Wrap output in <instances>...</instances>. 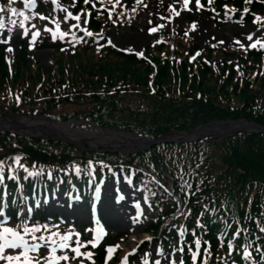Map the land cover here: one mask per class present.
<instances>
[{
    "label": "trees",
    "instance_id": "1",
    "mask_svg": "<svg viewBox=\"0 0 264 264\" xmlns=\"http://www.w3.org/2000/svg\"><path fill=\"white\" fill-rule=\"evenodd\" d=\"M63 2L72 6L74 16L87 22L86 31L92 36L86 31H71L74 21L67 20L52 3L42 2L32 10L17 0L12 7L28 20L11 16L7 10L0 13L10 26L30 27L38 16L55 18L62 25L58 38L34 42L33 52L51 50L52 59L60 62L50 72L30 67L29 49H22L12 63V55L6 47H0V116L13 112L44 114L58 120L81 118L148 138L171 136L217 120L248 118L264 125V110L257 106L264 97V49L229 47L221 51L213 44L201 49L183 34L172 33L147 46L144 57L139 59L107 45V39L100 34L112 28L136 31L132 21L141 18L142 6L128 10L117 0H101L95 5L85 4L84 0ZM202 3L210 11L217 10L223 21L264 25V0H216L213 6L206 0ZM0 5L6 6L7 0H0ZM67 47L70 53L65 61L62 50ZM49 76L51 85L45 81ZM16 157L26 164L28 172L41 171L38 176H28L21 168L29 200L42 195L48 181L56 185L62 180L68 187L73 183L82 187L92 173L102 176L119 170L141 180L148 202L158 212L157 223L148 229L153 235L179 209L177 200L166 191L168 181L159 170L163 166L174 179L175 195L183 202L182 211L164 233L179 244L186 264H192L188 254L197 246L196 239L201 241L197 264H204L205 259L206 264H264L261 135L238 134L223 142L204 138L160 144L139 156L124 157L82 152L65 143L0 132V162L5 168L0 187H10V202L14 197L11 186L16 181L11 179L10 183L9 176L17 172ZM47 173H51V179ZM91 183L96 185L95 180ZM19 204L17 201L9 205L16 209ZM37 226L41 231L36 235L45 237L53 232L64 236L69 228L68 224L51 223L43 217L34 218L28 227ZM55 238L59 241V236ZM87 251L95 256L90 264L103 262L104 247L91 249L88 245Z\"/></svg>",
    "mask_w": 264,
    "mask_h": 264
},
{
    "label": "rangeland",
    "instance_id": "2",
    "mask_svg": "<svg viewBox=\"0 0 264 264\" xmlns=\"http://www.w3.org/2000/svg\"><path fill=\"white\" fill-rule=\"evenodd\" d=\"M89 1L95 2L96 0ZM36 2L33 4L34 6ZM119 2L126 8L143 5L144 11L140 14L142 19L154 26L148 28L144 21H136L134 22L137 26L135 32L111 31L107 34L114 46L127 52L141 53L148 44L157 42L160 35L168 33H184L202 49L209 47L210 44L216 45L217 49L220 50H225L229 46L248 49L252 48L250 45L256 43V41H260L256 48H264L262 47L264 46V27H259L254 23L245 26L236 22L226 24L220 19L218 12L210 11L211 13H208L202 6L199 7L196 0H187V3L185 0H119ZM55 4L64 14H70V9L62 5L60 0H57ZM177 13H179V16ZM191 22L192 25L190 26ZM83 26L84 24L80 22L75 28L80 29ZM152 29H156V31L152 32ZM23 31L24 29H14L8 32L0 30V45L11 47L13 49L11 54L13 56L18 55L23 48L22 41L25 39L22 34ZM31 32L32 35L39 32L37 37L49 32L56 33L48 22L35 24ZM249 35H252V40H248ZM34 55L35 57H32V59L38 61L46 72L52 69V65L60 64L55 59L50 61L52 52L42 51ZM198 58H200V55H198ZM63 60H67L66 57ZM30 67L34 69V65L31 64ZM57 74L58 78L62 77L59 72ZM45 81H48L49 85L52 84L50 76ZM257 105L264 109V98L260 99ZM127 152H131V150ZM120 176L115 171L102 179L99 202L91 209L85 199L76 200L75 202L68 200L66 190L63 187H59V192L54 194V196L59 195L58 197L51 196L53 198L44 207L46 214L53 219L59 217L64 222L71 221L75 231L70 233V240L81 242L79 246L75 247L68 244L69 247L66 249H60L57 246L55 256L68 255L70 257L69 261H55L51 254L52 245H49V260L53 261V264H87L90 261L88 256L81 255L75 258L76 254L72 249L79 247L80 252L85 253L83 249L88 239L93 240L94 244L97 245L106 244L112 250L109 252L104 264H156L157 261H159V264H174V262L180 264L181 261L184 264L176 242L167 236L154 239L147 234L146 229L156 220V213L142 195L141 182L135 181L131 177L124 178ZM77 192L78 187L76 185L71 197L77 198ZM121 195L124 199L118 200ZM109 210H112L114 217H119L120 221L118 223L113 221L114 224H110L107 221L106 215ZM33 212L30 205L25 206L24 214L27 217H30ZM4 217V215L0 216V223H3ZM21 235H23L22 232ZM131 242H134L136 248H132ZM36 243L42 244L44 242L35 241L30 244ZM11 251L6 249V254L11 253ZM19 251L21 250H17V252ZM29 255L36 254L31 253ZM0 264H8V262L0 260ZM41 264H44L43 260H41Z\"/></svg>",
    "mask_w": 264,
    "mask_h": 264
},
{
    "label": "snow or ice",
    "instance_id": "3",
    "mask_svg": "<svg viewBox=\"0 0 264 264\" xmlns=\"http://www.w3.org/2000/svg\"><path fill=\"white\" fill-rule=\"evenodd\" d=\"M16 2L17 0H7L6 6L0 5V13H4L7 10L13 16H21L24 18V20H28L29 17L25 16L23 12H20L18 11L17 8L12 7V5L15 4ZM35 2L36 0H24V6L27 8H31ZM185 2L187 3V0H185ZM209 2L212 3L214 2V0H209ZM246 2L251 3V0H246ZM84 3L85 4L89 3V0H84ZM196 3L199 4V0H196ZM177 15L179 16V13H177ZM75 19L79 20L80 16H76ZM12 23L16 24V21L13 20ZM4 27L5 25L3 19L0 18V29H3ZM151 31L155 32L156 29H152ZM22 34L24 36H27L28 30L24 29ZM38 35L39 32L33 33L32 35L33 43L35 42L36 37ZM86 35L92 36L93 33L90 31H86ZM52 38L56 39L55 36H53ZM247 38L248 40H252V35H249ZM3 42H7V41H3ZM237 43L239 42L237 41ZM259 43L260 41H256V43L250 45V47L256 48L257 44ZM7 51L11 52L13 51V49L9 47ZM14 163L17 165V167L22 168L25 172H27L28 176H33V175L38 176L41 174V171L28 172V169L21 163V159L19 157L14 158ZM4 178H5V168L3 162H0V183L3 182ZM16 178L17 177L15 175L9 176V179L12 180H15ZM122 199H124L122 195L118 197V200H122ZM137 207L139 206L137 205ZM0 215H2V213H0ZM19 228L22 229L23 235H21V232L18 231L15 227H5L3 223H0V260H5L8 262V264H41V260L44 261V264H53V261L49 260V253H48L49 245H52L51 254L55 261L57 262L60 260L69 261L70 257L68 255H61L59 257H56L55 253L57 252V246L60 249H66L69 247L67 242L71 239L70 235L60 236L59 233L53 232L48 237H45L43 235L37 236L36 233H39L41 231V228L39 226L29 228L26 224H23V222H21ZM44 228L47 229V225H45ZM261 231L264 232V229H261ZM77 235L79 234L77 233ZM25 236H30L32 240L43 241L44 243L30 244L29 241L25 239ZM58 236H59V241L55 238ZM76 243L77 245H80L81 242L77 241ZM89 244H92L93 247L96 246L91 240H89ZM195 244L199 246L201 244V241L199 239H196ZM6 249L12 250L11 253L6 254ZM17 250H21V251L17 252ZM72 251L76 254L75 258H78L81 255H87L88 258H91L92 255H94L93 253L90 252L81 253L79 247L73 248ZM108 251L111 252L112 250L109 249ZM31 253H35L36 255H29ZM198 256H200V253L193 252L192 254L193 261H195ZM248 257L251 258V254H248ZM93 264H95V262H93ZM156 264H159V261H157ZM180 264H183V262L181 261ZM204 264H206V259L204 260Z\"/></svg>",
    "mask_w": 264,
    "mask_h": 264
},
{
    "label": "bare ground",
    "instance_id": "4",
    "mask_svg": "<svg viewBox=\"0 0 264 264\" xmlns=\"http://www.w3.org/2000/svg\"><path fill=\"white\" fill-rule=\"evenodd\" d=\"M45 123L41 118H25L12 117L10 119L1 120L0 126H16L26 127L28 131L33 132L40 129L41 124ZM78 125L80 128H74ZM198 134L200 132L206 131L207 133L217 134L218 136H225L234 133L235 127L232 124L216 125L213 124L207 130L199 127L195 130ZM47 132L53 134L54 136L67 137L73 141L80 142L82 144H87L89 146H96L99 144H109L113 146L129 144L130 147H135L139 144L138 140H135L134 136L121 134L119 132H114L111 130H103L95 124L86 125L82 122H56L52 123L50 129ZM103 146V145H100ZM106 219L110 224L118 223L119 217H114L112 210H109L106 215ZM114 221V223H112ZM133 241V240H132ZM132 248H136L134 242L130 243ZM133 250V249H132Z\"/></svg>",
    "mask_w": 264,
    "mask_h": 264
},
{
    "label": "water",
    "instance_id": "5",
    "mask_svg": "<svg viewBox=\"0 0 264 264\" xmlns=\"http://www.w3.org/2000/svg\"><path fill=\"white\" fill-rule=\"evenodd\" d=\"M12 116V115H11ZM7 117L5 118H0V121L1 120H5ZM230 122V121H229ZM229 122H226V121H217V122H210V123H202V124H199L197 125L196 127H194L192 130L188 131V132H185V133H182V134H179V135H174V136H171V137H161V138H158V139H149V138H146V137H143V136H137L138 138H136L135 140H138L141 144L140 147H135V150L133 152L135 153H138L140 151H144L146 149H149L157 144H160V143H179V142H190V141H194V140H198L201 138V136L203 135H209V133H207L206 131H203V132H200L201 134H198L195 129L197 127H202L204 128L205 130H207L210 126H212L213 124H216V125H224V124H232L234 127H235V130L237 131H240V132H253L255 134H262L264 135V126L262 125H258L248 119L246 120H242V121H238V122H232V123H229ZM7 126H1V128L5 131H9V132H12V133H16V134H19V135H23V132H27V131H23V130H17V129H13V128H6ZM16 128H19L20 129V126L16 127ZM251 128V129H250ZM127 135H132V134H129L127 133ZM133 136V135H132ZM63 141L67 142V143H70L74 146H80L79 143H77L76 141H73L71 139H66L64 138ZM126 144V143H125ZM103 145V144H101ZM110 148H116V149H119L120 147H122V144L120 145H117V146H113V145H109V144H104Z\"/></svg>",
    "mask_w": 264,
    "mask_h": 264
}]
</instances>
